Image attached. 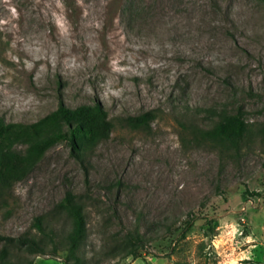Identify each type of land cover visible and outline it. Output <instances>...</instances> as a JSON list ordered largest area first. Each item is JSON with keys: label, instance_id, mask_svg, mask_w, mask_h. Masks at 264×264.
Returning <instances> with one entry per match:
<instances>
[{"label": "rangeland", "instance_id": "1", "mask_svg": "<svg viewBox=\"0 0 264 264\" xmlns=\"http://www.w3.org/2000/svg\"><path fill=\"white\" fill-rule=\"evenodd\" d=\"M60 103H98L114 130L86 156L55 145L1 192L0 236L33 235L41 217L60 234L71 193L84 264H264V0H0V118L30 125ZM239 109L257 140L238 153L187 128ZM147 111L150 129L121 121ZM129 232L140 258H125Z\"/></svg>", "mask_w": 264, "mask_h": 264}, {"label": "trees", "instance_id": "2", "mask_svg": "<svg viewBox=\"0 0 264 264\" xmlns=\"http://www.w3.org/2000/svg\"><path fill=\"white\" fill-rule=\"evenodd\" d=\"M223 114L206 131L202 132L194 123H189L187 128L196 138L227 152L238 153L243 146L255 144L257 139L251 137L250 126L240 109ZM155 118V112L147 111L126 116L121 121L129 129L147 130ZM114 127L107 111L98 103L76 108L60 103L55 111L30 125L8 124L0 118V193L23 181L46 151L55 145L68 143L78 150L80 157L86 156L92 148L109 138ZM17 146L23 147V151L17 150ZM57 210L69 221L67 229L59 234L58 229L47 226L45 218L41 217L34 224L36 232L33 235L26 234L17 241L0 236V241L17 249L13 254L4 248L0 253V264H34L28 256L54 257L62 251L66 264H84L81 250L88 238L84 206L68 193ZM193 225L192 221L187 223L183 237ZM142 239L139 232H129L122 249L125 258L142 257Z\"/></svg>", "mask_w": 264, "mask_h": 264}]
</instances>
